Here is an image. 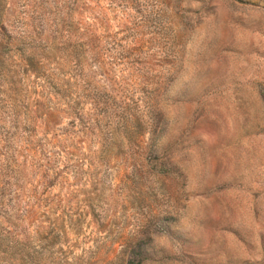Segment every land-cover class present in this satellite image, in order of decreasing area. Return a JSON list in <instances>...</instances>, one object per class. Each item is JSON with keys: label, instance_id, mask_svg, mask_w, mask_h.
Returning <instances> with one entry per match:
<instances>
[{"label": "rangeland", "instance_id": "rangeland-1", "mask_svg": "<svg viewBox=\"0 0 264 264\" xmlns=\"http://www.w3.org/2000/svg\"><path fill=\"white\" fill-rule=\"evenodd\" d=\"M0 264H264V0H0Z\"/></svg>", "mask_w": 264, "mask_h": 264}]
</instances>
